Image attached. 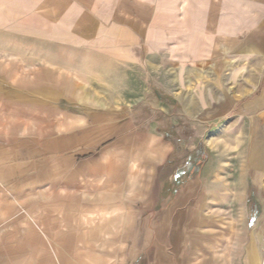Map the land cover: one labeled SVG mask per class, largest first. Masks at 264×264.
<instances>
[{"label": "rangeland", "instance_id": "rangeland-1", "mask_svg": "<svg viewBox=\"0 0 264 264\" xmlns=\"http://www.w3.org/2000/svg\"><path fill=\"white\" fill-rule=\"evenodd\" d=\"M58 1L0 0V87L3 96L0 111H23L30 117L34 136L37 130L40 132L39 153L44 164L54 158L48 145L50 141L56 140L58 144L65 142L61 113L68 105L64 91L68 86L78 89L83 96L78 113L88 117L89 129L83 138L90 148L89 155L85 157L89 162V177L81 180L74 176L68 179L71 180L68 183L64 170H58L55 181L24 184L25 189L19 190V193L17 184L2 185V194L7 197L1 201L2 208H9V214L0 224V264H65V261H68L67 264H80L83 260L81 248L65 246V240L79 236V232L71 229L69 213L84 207L105 209L110 206L109 201L118 204L115 208L116 213L120 214L115 218L120 219L121 224H131L130 230L120 232V238L130 239L126 248L131 249L134 239L144 238L145 225L155 219L158 205L153 210L146 209L143 197L138 196L144 190L143 180L147 175L145 168H140L138 161H135L136 154L141 151H122L123 142H131V139L125 141L123 137L133 133L134 129L128 130L123 125L118 129L116 127L118 123L130 124L137 103L151 99L153 88H146L150 84V74L144 70V54L139 63L130 56V52L135 46L144 52L148 32L149 43L152 42L158 51L153 55L154 63H160V51L163 50L166 63L182 65L185 78H190L196 72V75L199 74L198 81H203L207 79L209 64L218 60L219 56L215 55L220 49L216 43L223 41L220 39L227 29L225 24L229 27L235 25L248 7V0H91L90 3L87 0H67V4ZM83 1L93 5L92 10L97 9L98 14L86 8ZM74 8H77L78 14L64 18L65 12L69 13ZM84 14L90 15L95 23L93 31L99 40L95 47L87 49L80 44L63 46L55 38L49 39L47 36L48 30H52L55 24L78 32L79 37L84 36L88 28ZM116 30L124 31L126 36L118 35ZM153 74L156 80L160 79V72ZM34 78L45 89L37 101H34L32 92ZM17 80L25 81V108L12 101L15 105L13 108L6 97L8 88L12 94ZM53 88L59 91L55 97L52 93L48 95ZM96 113L112 115L113 121L105 128L104 125H96ZM11 116L1 121H11ZM171 116L177 119V115ZM178 116L182 123L180 121L178 125L179 133L174 136L175 140L189 146L185 149V158H190L195 150H199L196 163L205 170L202 173L208 175V126L192 129V122L186 116L180 113ZM76 123L74 120V126L79 127V122ZM193 130L196 132L193 133ZM80 137L74 135L75 139ZM65 154L64 150L58 151L57 161L61 164L65 163ZM81 156L78 155L76 161ZM119 157L121 164L133 166L128 175L122 173V166L121 179L115 175L119 163L115 166L109 163ZM229 170L230 178L235 179L234 170ZM201 189H198L192 204L187 203L179 208L199 209ZM244 194L242 208L236 217L242 221V239L248 259L240 264H264V173L258 183L249 182L246 185ZM113 195L116 196L114 200L110 198ZM232 206L234 212L239 208L236 200L232 201ZM105 211L108 212L107 220L113 215L112 208ZM20 215L25 218L22 222L18 220ZM45 225L51 230L46 229ZM105 230L108 235L113 233ZM53 239L57 245H50ZM134 249L137 251L135 263L144 264V247ZM166 251L172 264H181L191 254L190 242L187 237L184 241L182 239L175 253L168 241ZM251 256H255V260L251 261ZM236 262L237 259H234L232 264Z\"/></svg>", "mask_w": 264, "mask_h": 264}, {"label": "crops", "instance_id": "crops-1", "mask_svg": "<svg viewBox=\"0 0 264 264\" xmlns=\"http://www.w3.org/2000/svg\"><path fill=\"white\" fill-rule=\"evenodd\" d=\"M44 1L53 3L55 0ZM88 2L82 3L93 11V5ZM58 3L67 4V0H59ZM93 12L98 14L97 9ZM73 14H78L77 8L69 13L65 12L64 18ZM84 19L88 22V28L82 37L78 36V32L70 31L60 24H55L52 30L48 28L47 36L49 39L55 38L63 46L80 44L91 49L99 44V40L93 31V18L84 14ZM225 25L227 29L220 39L223 41L216 43L220 49L215 55L219 56L218 60L209 64L207 79L203 81H198L199 74L196 75V72L190 78H185L182 65L171 66L166 63L163 50L160 51V63H154L153 55L158 51L154 49L152 42L149 43L148 32L144 52L137 46L132 48L130 56L136 62H142L144 54V70L150 74V84L146 88H153L152 98L138 102L130 124L118 123L116 128L123 125L128 130L134 129L131 136L123 137L125 141L131 139V142H123L122 151H141L136 154L135 161H138L140 168H145L147 175L143 180L144 190L138 196L143 197L146 209L153 210L155 205L158 207L155 219L145 225L144 238L134 239L130 250L126 248L130 239L120 238V232L130 230L131 224H121L120 219L115 218L116 215L119 217L120 212L116 213L117 203L114 201H109L110 206L105 207L112 208L113 212L107 220L108 212L98 206L70 212L71 229L79 232V236L65 240V246L81 248L83 260L80 264H136L137 251L134 248L142 246L145 251L144 264H172L166 251L168 241L172 252L176 253L182 239L184 241L186 237L190 242L193 259L189 253L187 261L182 260L181 264H232L234 259L240 264L248 259L242 239V221L236 214L239 215L242 208L246 185L249 182L258 183L264 173V0H248V7L240 21L230 27L227 23ZM33 31L38 32V29L33 28ZM116 32L126 36L124 31ZM159 72L160 79L156 80L153 73ZM24 83L25 81L17 80L16 87L10 90L11 95L8 88L6 97L13 108L15 105L12 101L20 108H25ZM44 90L40 81L34 78V101L41 98L40 94ZM1 91L0 87V103L3 98ZM58 92L57 88H53L51 92L48 91V95L52 93L55 97ZM80 93L70 86L64 91L68 105L61 113L65 142L58 144L56 140L50 141L48 145L54 158L44 164L39 153L40 132L37 130L34 136L35 130L31 131L33 123L29 121L30 117L23 111H0V224L9 214V208H2L1 201L7 198L2 194V185L17 184L19 193V190L25 189L24 184L55 181L58 170H64L67 181L74 176L81 180L89 177V162L85 157L89 155L90 148L88 141L83 138L89 129L88 117L78 113L79 103L82 105L80 98L83 97ZM179 113L192 122V129L208 126V175L203 174L205 170L196 163L199 150H195L190 158H185V149L189 146L181 145L175 140L181 121ZM170 114L177 115V119ZM9 116L13 120L1 121ZM95 119L94 124L104 125V128L113 121L112 115L99 113L95 114ZM74 120L79 122V127L74 126ZM110 131L114 133L113 130ZM74 135L81 137L75 139ZM61 150L66 152L64 164L57 161L58 151ZM78 155H82L79 162L76 161ZM119 159L120 157L109 163L111 166L119 163L115 175L121 179L122 166V173L126 175L131 174L133 166L121 164ZM85 166L87 167L84 168ZM229 168L234 170L235 179L230 178ZM116 188L119 189L118 186ZM199 188H202L199 209L188 207L181 210L179 207L193 203L192 199ZM110 198L114 200L116 196ZM234 200L239 207L236 212L232 206ZM18 220L24 221V215H20ZM132 226L135 227V224ZM44 227L51 230L47 225ZM105 229L113 233L108 235ZM49 243L57 245L55 239ZM253 260L255 256L251 258Z\"/></svg>", "mask_w": 264, "mask_h": 264}]
</instances>
